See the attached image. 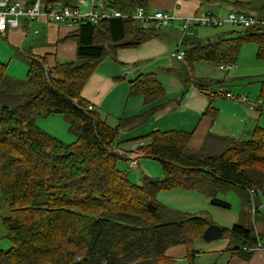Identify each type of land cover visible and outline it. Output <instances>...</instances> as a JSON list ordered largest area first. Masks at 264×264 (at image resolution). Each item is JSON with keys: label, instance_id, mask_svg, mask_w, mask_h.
Masks as SVG:
<instances>
[{"label": "trees", "instance_id": "obj_1", "mask_svg": "<svg viewBox=\"0 0 264 264\" xmlns=\"http://www.w3.org/2000/svg\"><path fill=\"white\" fill-rule=\"evenodd\" d=\"M46 1L72 6L77 0ZM112 4L123 13L146 8L145 0ZM76 25L74 60L48 68L45 56L32 58L20 86L6 82V65L0 63V219L10 241L0 250V264H173L168 250L182 245L192 255V244L203 239L212 223L204 215L161 204L159 192L195 190L211 197L212 205L228 208L216 195L230 186L248 195L262 190L264 129L242 141L209 136L196 152L188 148L191 134L156 131L124 153L119 135L134 118L110 125L81 91L109 45L137 46L161 27L117 17ZM231 34L191 43L188 60L234 63L244 42L256 43L264 59V24ZM204 83L195 80L203 92L208 89ZM130 91L147 104L164 89L148 74L133 82ZM259 98L264 100V82ZM212 112L209 106L206 113ZM54 115L68 124L74 142L65 144L36 124L38 118ZM142 156L160 162L162 178L142 174L138 182L131 180L128 172ZM243 206L248 204L243 201ZM256 214V231L239 223L222 228L226 250L246 263L264 237V215L252 208Z\"/></svg>", "mask_w": 264, "mask_h": 264}, {"label": "crops", "instance_id": "obj_2", "mask_svg": "<svg viewBox=\"0 0 264 264\" xmlns=\"http://www.w3.org/2000/svg\"><path fill=\"white\" fill-rule=\"evenodd\" d=\"M17 1L30 6L35 0ZM103 1L105 7L118 11L112 4L113 0ZM72 6L81 7L83 11L89 9L88 0H77ZM145 7L143 8L147 12L167 11L171 13L173 19L167 26L158 29L155 36L137 46H122L118 43L114 48L110 43L106 55L97 64L81 91V96L98 109L105 116L106 121L110 118L115 121L112 126L121 119L129 121L134 118L132 120L134 123L120 132L119 149L123 152L131 151L137 145L138 139L156 131H179L191 134L188 148L196 152L201 150L205 139L209 136L242 141L250 138L255 129H264V113L259 108L251 110L246 103L225 97L210 98L205 92L195 88L197 86L195 80H198L201 83L205 81L202 84L205 89L214 90L216 86L217 88L222 86L226 91L243 95L246 93L253 100L260 97L264 82V67L262 69V62L259 61L264 59L258 56L259 47L256 43L244 42L241 45L233 63L235 67L231 72L230 81L224 82L217 78L219 80L217 84L207 77L210 73L216 75L221 73L217 70L216 64L206 61L191 62L187 58L186 50L191 43L208 42L222 36L231 38L233 37L231 32L237 28L228 26L211 37L200 39L194 29L208 27H195L181 45L180 50L185 52L184 59L179 60L171 56L172 52L178 50V40L183 36V17L211 12L225 18L231 11L236 10L264 22V0H145ZM77 31V25L50 22L43 17L32 21L27 17H21L17 28L0 32V46L3 45V49H0L3 50L0 51V57L16 56L20 60L25 57L27 67L29 60L39 56H45L48 68L56 63L72 61L77 53L74 39ZM29 36L38 38V43H32ZM244 45H247L248 49L244 51L238 62ZM3 62L0 61L1 64H4ZM148 74L156 77L164 93L160 98L146 104L142 95H131L130 85L141 76ZM161 77L163 80H160ZM231 83L238 88L232 90L229 87ZM209 106L213 108L212 114L206 113ZM149 111L152 113H147ZM140 116L144 117L138 119ZM229 189L238 191L236 198L240 204L237 210L238 219L232 218V225L240 222V216L249 215L248 207L243 206V201L246 205V198L251 199L252 208H257L260 214L264 215V186L260 191L253 193L249 191V195L247 191L238 187L230 186L227 190ZM216 196L218 197V194ZM206 198L210 199L211 204L212 198L207 196ZM211 207L210 213H202V215L208 218L211 214L214 224L220 227L226 225L221 219L225 208L212 204ZM252 208H250L251 214ZM200 241L201 239L196 242V247L201 245ZM261 244L264 246V237ZM227 245L226 238V242L213 244L205 252L194 249L195 252L190 257L194 259L190 264H195L197 257L199 260L196 264H264L263 250L256 249L250 261L246 263L227 251ZM179 246L172 247L167 254L174 259V251L178 250L176 247Z\"/></svg>", "mask_w": 264, "mask_h": 264}, {"label": "rangeland", "instance_id": "obj_3", "mask_svg": "<svg viewBox=\"0 0 264 264\" xmlns=\"http://www.w3.org/2000/svg\"><path fill=\"white\" fill-rule=\"evenodd\" d=\"M112 1V0H110ZM81 9V7H80ZM82 10V9H81ZM235 27L237 29L241 28L240 26H234V25H223L221 27H208V28H196L194 29V32H198V35L200 37V39H206L208 37H211L213 35H215L216 33H219L221 31H223L222 28L225 27ZM29 39L31 40L32 43H38V38H33L29 36ZM38 40V41H37ZM0 49H3V45L1 44ZM248 49L247 45L243 46V51L242 53H240V56L238 58V62L239 60H241L244 51H246ZM3 51V50H0ZM248 53V51H247ZM6 58H1L0 57V61H4L3 63L6 65V82H8L9 85L12 86H20L24 83V81L26 80V74H27V64L25 57H22V60H20L19 58H17L16 56H13L12 58H9L8 55L5 56ZM262 62V63H261ZM259 63L262 64V69L264 67V60L259 61ZM238 64V63H235ZM219 71V70H218ZM221 73L219 74H215V73H210L208 74V79H211L213 82H217L219 80H224L226 77L225 72L223 71H219ZM230 75L228 76V80L230 81ZM219 78V80L217 79ZM160 80H163V78L161 77ZM210 80V83H211ZM227 80V81H228ZM225 82V81H224ZM211 87V86H210ZM229 87L232 90L237 89L238 87L234 86L233 83H231L229 85ZM195 88L201 90L198 86H195ZM214 90H217V86L215 87ZM164 93V92H163ZM205 93L208 94H212V89H207L205 91ZM233 95H243V94H237L234 92H231ZM247 94L244 93V96H246ZM248 96V95H247ZM250 97V96H248ZM251 99V98H250ZM110 125H112L115 121L110 118L107 121ZM36 124L39 126V128H41L42 130H45L53 135H55L58 139H60L63 143L68 144V143H72L75 141V136L70 133L69 129H68V124L65 123L64 119L60 116V115H54V116H49L47 118H38L36 120ZM228 139V138H226ZM139 140V139H138ZM137 140V141H138ZM130 158H135V156L130 157ZM136 163L134 166V168H131L129 170V177L131 178V180L133 182H138V180L140 179L142 174H146L149 175L151 177H155V178H162L163 177V170H162V166L160 165V162L155 159V158H150V157H139L138 160H136ZM120 164L122 165L121 168L127 170L126 165L124 166V162H120ZM238 191H236L235 189H229L225 192L222 193H218V199L219 200H223V202L225 201L227 204H229L228 208L223 209V215L221 216V219H223L226 222V225L224 226H219L220 228H230L232 226L231 224V219L236 217L238 219V214L239 212L237 211L239 209V202L236 198ZM222 198V199H221ZM157 200L172 209H176L181 211V213H192L195 215H202V213H210V209L211 204H210V199L206 198V196L198 191L195 190H182V189H173L170 191H161L159 192L158 196H157ZM246 203L248 204V211H249V215L248 216H240V222L239 224L248 228V229H253L254 231H256V222L258 221L259 218V214H256L255 216H252V214L250 213V207H251V203L249 202V200H246ZM211 214L208 215V221L211 222L213 225L214 224V220H212ZM170 217V216H169ZM173 218L170 217V219L168 220H172ZM167 220H164V222H166ZM235 223V222H234ZM231 225V226H230ZM201 245L199 246H203L202 248H200L199 246L196 247V241L192 244V248L199 250L201 252H205L208 250V248L213 245V244H222L223 242H226V237H220L216 240L207 242L204 239H201ZM10 245V241L8 240V238L6 237V233L5 230L3 228V225L1 223V219H0V249L3 248H8V246ZM178 248V250L174 251V262L173 264H190L191 260H193L194 258L191 257V254L188 253V250L185 246L180 245ZM200 248V249H199ZM212 256V255H210ZM208 258H214V257H208ZM199 258H196V262H198ZM195 262V264H196ZM193 264V263H192Z\"/></svg>", "mask_w": 264, "mask_h": 264}, {"label": "built area", "instance_id": "obj_4", "mask_svg": "<svg viewBox=\"0 0 264 264\" xmlns=\"http://www.w3.org/2000/svg\"><path fill=\"white\" fill-rule=\"evenodd\" d=\"M88 4V11H83L80 7L47 4L45 0H35L30 6L17 0H0V32L17 28L21 17H27L30 21L43 17L47 21L63 23L66 25H76L79 20H92L96 23L101 19L117 17L122 19H134L140 21L143 25L154 24L159 27L167 26L173 19L171 13L167 11L147 12L143 7H138L131 13H123L105 7L103 0H88ZM225 24H231L238 27H250L256 24H264V22L236 10L231 11L225 18H221L211 12L183 17V36L178 40V50L172 52L171 56L179 60L184 59L185 52L180 50V48L181 45L185 43V38L191 33L193 28L221 27ZM234 67L235 65L233 63L217 64V70L223 71L226 74L223 81L229 79L228 76L231 74ZM211 95L241 101L246 103L249 109L253 110L254 108H259L261 112L264 113V100L261 98L253 100L244 95L235 96L231 92L226 91L222 86H219L217 90H212ZM89 109H92L91 105L89 106ZM257 249L264 251V246L259 244Z\"/></svg>", "mask_w": 264, "mask_h": 264}, {"label": "water", "instance_id": "obj_5", "mask_svg": "<svg viewBox=\"0 0 264 264\" xmlns=\"http://www.w3.org/2000/svg\"><path fill=\"white\" fill-rule=\"evenodd\" d=\"M223 234L222 228L218 227V225H210L206 228V230L203 232L202 238L207 241H213L218 238H220Z\"/></svg>", "mask_w": 264, "mask_h": 264}]
</instances>
